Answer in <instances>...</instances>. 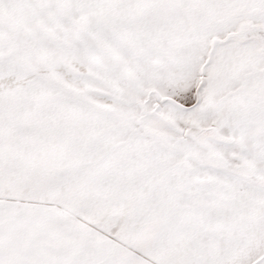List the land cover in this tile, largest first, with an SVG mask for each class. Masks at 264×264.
Listing matches in <instances>:
<instances>
[{
	"label": "snow or ice",
	"instance_id": "obj_1",
	"mask_svg": "<svg viewBox=\"0 0 264 264\" xmlns=\"http://www.w3.org/2000/svg\"><path fill=\"white\" fill-rule=\"evenodd\" d=\"M0 264H264V0H0Z\"/></svg>",
	"mask_w": 264,
	"mask_h": 264
}]
</instances>
